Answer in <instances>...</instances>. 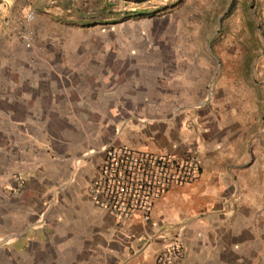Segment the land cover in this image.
I'll return each instance as SVG.
<instances>
[{
	"label": "crops",
	"instance_id": "obj_1",
	"mask_svg": "<svg viewBox=\"0 0 264 264\" xmlns=\"http://www.w3.org/2000/svg\"><path fill=\"white\" fill-rule=\"evenodd\" d=\"M79 73L46 64L0 96V264H157L173 245V264H264V78L175 80L111 123ZM109 144L193 152L197 176L118 220L91 191Z\"/></svg>",
	"mask_w": 264,
	"mask_h": 264
},
{
	"label": "rangeland",
	"instance_id": "obj_2",
	"mask_svg": "<svg viewBox=\"0 0 264 264\" xmlns=\"http://www.w3.org/2000/svg\"><path fill=\"white\" fill-rule=\"evenodd\" d=\"M63 63L95 109L108 100L111 123L175 80H261L264 0H0V96Z\"/></svg>",
	"mask_w": 264,
	"mask_h": 264
},
{
	"label": "built area",
	"instance_id": "obj_3",
	"mask_svg": "<svg viewBox=\"0 0 264 264\" xmlns=\"http://www.w3.org/2000/svg\"><path fill=\"white\" fill-rule=\"evenodd\" d=\"M32 15H25L30 21ZM30 33L24 37V46L31 42ZM103 160L97 170L91 191L98 207L118 220L137 216L145 222L153 202L173 187H181L195 179L198 158L193 152L180 159L158 153L135 151L126 146L109 144L102 150ZM180 249L173 245L156 258L157 264H173Z\"/></svg>",
	"mask_w": 264,
	"mask_h": 264
},
{
	"label": "trees",
	"instance_id": "obj_4",
	"mask_svg": "<svg viewBox=\"0 0 264 264\" xmlns=\"http://www.w3.org/2000/svg\"><path fill=\"white\" fill-rule=\"evenodd\" d=\"M139 15H141V14H139Z\"/></svg>",
	"mask_w": 264,
	"mask_h": 264
}]
</instances>
